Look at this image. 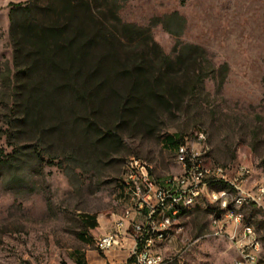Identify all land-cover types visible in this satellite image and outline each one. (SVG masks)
Wrapping results in <instances>:
<instances>
[{
    "label": "rangeland",
    "instance_id": "obj_1",
    "mask_svg": "<svg viewBox=\"0 0 264 264\" xmlns=\"http://www.w3.org/2000/svg\"><path fill=\"white\" fill-rule=\"evenodd\" d=\"M24 1L0 0V264H97L105 259L94 244L130 203L121 188L126 163L145 161L158 183L183 173L178 149L163 145L166 136L179 135L186 149L201 150L206 166L222 167L230 175L245 165L252 184L264 183V0H116L120 21L148 29L164 55L173 59L185 45L201 49L196 71L204 80L187 93L183 108L159 120L154 134L124 138L92 167L74 169L65 158H30L34 141L8 137V96L2 88L12 57L7 5ZM172 13L183 21L179 37L169 33L178 30L174 22L168 32L156 22ZM14 151L19 158L11 162ZM228 192L224 184L211 186V193ZM217 207L219 200L213 206L200 196L179 216L176 225L182 231L172 230L170 242L156 247L162 264H239L231 242L212 235L211 219L223 216ZM238 212L253 225L260 243L257 260L264 264V198L260 206ZM87 217H95L97 227L86 232L82 222ZM128 248L112 263H125Z\"/></svg>",
    "mask_w": 264,
    "mask_h": 264
},
{
    "label": "trees",
    "instance_id": "obj_2",
    "mask_svg": "<svg viewBox=\"0 0 264 264\" xmlns=\"http://www.w3.org/2000/svg\"><path fill=\"white\" fill-rule=\"evenodd\" d=\"M117 5L116 0L8 3L12 57L2 86L8 96L5 122L8 137L35 142L30 158L61 157L69 169L92 167L124 138L154 134L159 120L183 108L187 93L202 84L196 71L201 49L185 45L171 59L148 29L122 23ZM156 22L167 32L174 22L178 30L169 33L180 36L183 21L176 13ZM183 139L162 140L174 152ZM18 158L14 151L9 159ZM82 224L86 232L97 227L95 217Z\"/></svg>",
    "mask_w": 264,
    "mask_h": 264
},
{
    "label": "built area",
    "instance_id": "obj_3",
    "mask_svg": "<svg viewBox=\"0 0 264 264\" xmlns=\"http://www.w3.org/2000/svg\"><path fill=\"white\" fill-rule=\"evenodd\" d=\"M202 137V134H199ZM206 155L191 153L185 150L183 141L179 144L178 163L184 164V177L177 181L158 183L150 177L149 166H142L135 161V173L128 182L136 196V204L112 225L109 233L99 236L95 241V249L99 253L121 250L128 243L130 264H162L164 257L159 247V236H166V244L171 240V232L180 233L182 227L176 225L177 210H170V203H178L192 196H203L213 206L216 200L237 203V212L228 213L211 219L212 235L226 237L236 252L235 263L251 264L250 255L259 251V244H253L252 230L247 223H242V215L238 209L248 206H260L264 198V183H251V170L245 165H238L232 174L219 166H206ZM120 181V180H118ZM218 181L229 182L234 188V197L224 198L222 194L211 193V186ZM119 193V192H118ZM193 208V207H192ZM191 208H189L190 210ZM126 259V260H127Z\"/></svg>",
    "mask_w": 264,
    "mask_h": 264
},
{
    "label": "bare ground",
    "instance_id": "obj_4",
    "mask_svg": "<svg viewBox=\"0 0 264 264\" xmlns=\"http://www.w3.org/2000/svg\"><path fill=\"white\" fill-rule=\"evenodd\" d=\"M197 140L199 142H203L205 140L204 135H202V137L197 138ZM185 150L186 149L185 147ZM191 153H194L191 150ZM178 156H179V149L178 151H176V161L178 162ZM135 161H138V163L142 166H149L145 161L141 160V159H130L123 170V175L121 176V188L131 197L130 199V203L127 207V209L124 211L123 215L121 216H125V214H127V212L129 210L132 209L133 204H136V196H134V192L132 190V183L128 182V180H130V178H132V173H135ZM183 169V173L181 174L180 177H184V164L183 163H179ZM149 173H150V166H149ZM150 177H152L151 173H150ZM152 179L154 180V178L152 177ZM173 180V179H167L166 181H177ZM155 181V180H154ZM217 183H221L224 184V186L228 187V189L230 190V192H228L226 195L222 194L224 198H231L234 197V188L233 186H231L229 184V182H225V181H218ZM200 198V196H192V197H188L185 198V200H181V209L178 210V203H170V210H177V217H179L185 210H187L189 207H191L195 201ZM230 205V206H229ZM219 207H223V200H219ZM232 207L234 209H237V203L234 201H227L225 203V208H220L223 212V216L227 215L228 213H236V211L234 209H232ZM182 217V216H181ZM242 223H247L243 221V217H242ZM248 226V230H252L253 234H256L254 227L247 223ZM166 243V236H159V244H163ZM253 244H259V250H260V243L258 240V237H253ZM259 252V251H258ZM258 252H252L250 255V263L251 264H256L257 263V256H258Z\"/></svg>",
    "mask_w": 264,
    "mask_h": 264
},
{
    "label": "crops",
    "instance_id": "obj_5",
    "mask_svg": "<svg viewBox=\"0 0 264 264\" xmlns=\"http://www.w3.org/2000/svg\"><path fill=\"white\" fill-rule=\"evenodd\" d=\"M130 197V196H129ZM131 198V197H130ZM131 200V199H130ZM247 223H249V222H247ZM249 224H251V223H249ZM252 225V224H251ZM253 226V225H252ZM111 230H112V228H111ZM110 230V231H111ZM128 248V243H125V245L123 246V248ZM99 253V252H98ZM99 254H102V255H104L106 258H107V260H108V262H109V264H113L112 263V261H115L116 260V258H119V256H120V250H113V251H109V252H107V253H99ZM106 258L105 259H102L101 261H97V264H105V262H106ZM125 259H127V255H126V257H125ZM116 263H118V262H116ZM118 264H120V263H118ZM122 264V263H121ZM240 264V263H239ZM256 264H259V261H257V263Z\"/></svg>",
    "mask_w": 264,
    "mask_h": 264
}]
</instances>
